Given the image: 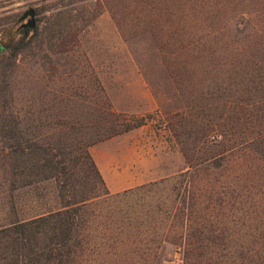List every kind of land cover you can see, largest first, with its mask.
I'll use <instances>...</instances> for the list:
<instances>
[{"label": "rangeland", "instance_id": "374dc122", "mask_svg": "<svg viewBox=\"0 0 264 264\" xmlns=\"http://www.w3.org/2000/svg\"><path fill=\"white\" fill-rule=\"evenodd\" d=\"M29 7L0 53V147L28 145L18 173L0 151V223L71 201L55 264H264V0H0V37ZM101 144L138 182L108 188Z\"/></svg>", "mask_w": 264, "mask_h": 264}, {"label": "trees", "instance_id": "16d2710c", "mask_svg": "<svg viewBox=\"0 0 264 264\" xmlns=\"http://www.w3.org/2000/svg\"><path fill=\"white\" fill-rule=\"evenodd\" d=\"M21 29H23L22 24L9 26L4 29L0 37V53L9 51L11 56L18 54L24 43L23 36L18 37ZM36 29L38 28L35 27ZM3 113L5 111L0 110V114L2 115ZM3 118L4 116L1 119V128H5L7 125ZM134 125L127 122L120 129L127 130ZM7 137L6 140H3L0 151L14 159L12 172H21L20 164L23 156L27 153L28 145L23 144L24 140L16 132H13L12 136L9 134ZM68 181L66 180L65 183H69ZM10 202L9 209L12 217L0 223V233L8 235L10 238L7 247L11 253L13 252L16 255L13 263L41 264V262L45 261L46 264H55L56 259L62 253L57 248H66V252H70L69 240L71 239L74 225L73 217L68 212L74 202H66L62 205L63 209L46 214H35L27 219L19 217L14 199L10 200ZM49 218L54 219L52 224H49ZM46 225L55 234V238H52L47 244H42L37 241L36 235L42 227L46 228Z\"/></svg>", "mask_w": 264, "mask_h": 264}, {"label": "crops", "instance_id": "0c3cea01", "mask_svg": "<svg viewBox=\"0 0 264 264\" xmlns=\"http://www.w3.org/2000/svg\"><path fill=\"white\" fill-rule=\"evenodd\" d=\"M104 146L105 144H101V146L93 148V155L108 188L112 191H117L127 185L138 182L132 174L125 172L124 168L118 169L114 166V160L110 158L114 152L109 149L104 151ZM99 147L103 151H99Z\"/></svg>", "mask_w": 264, "mask_h": 264}, {"label": "water", "instance_id": "95a60500", "mask_svg": "<svg viewBox=\"0 0 264 264\" xmlns=\"http://www.w3.org/2000/svg\"><path fill=\"white\" fill-rule=\"evenodd\" d=\"M34 13V8L29 7L21 14L20 19L26 18V21L22 22L23 26L33 27L35 25Z\"/></svg>", "mask_w": 264, "mask_h": 264}]
</instances>
